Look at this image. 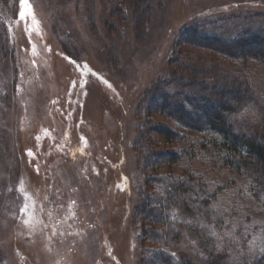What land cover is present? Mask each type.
<instances>
[{
  "label": "rangeland",
  "instance_id": "obj_1",
  "mask_svg": "<svg viewBox=\"0 0 264 264\" xmlns=\"http://www.w3.org/2000/svg\"><path fill=\"white\" fill-rule=\"evenodd\" d=\"M133 1L138 23L130 5L118 13L131 0H28L23 20L20 0L0 1L8 55L0 53V264H138L143 251L131 215L145 190L135 145L140 118L209 148L200 163L164 171L189 170L210 182L215 207L227 212L215 233L225 258L216 260L264 264V202L249 195L243 176L218 165L220 144L164 116L137 115L156 81L191 75L183 64L264 80L263 63L178 41L196 21L264 13V0H147L148 10ZM154 138L159 147L177 146ZM180 244L177 260L205 264L200 239L184 233Z\"/></svg>",
  "mask_w": 264,
  "mask_h": 264
},
{
  "label": "trees",
  "instance_id": "obj_2",
  "mask_svg": "<svg viewBox=\"0 0 264 264\" xmlns=\"http://www.w3.org/2000/svg\"><path fill=\"white\" fill-rule=\"evenodd\" d=\"M131 1L125 2L126 7L118 9V13L125 16L130 5L132 21L138 23V9ZM143 3L140 10H148L149 2ZM178 41L234 62L264 64V13L196 21L181 32ZM5 47L6 39L0 30V53L7 57ZM175 65L178 62L172 58ZM184 72L191 75L156 81L140 99L137 115L143 113L153 120L151 114H158L197 134H210L212 143L218 142L221 147L218 165L243 176L249 195L264 202V80L243 76L236 69L222 72L216 67L202 69L188 63L182 65ZM138 123L135 145L142 152L138 160L145 170V190H138L131 215L139 225L143 251L138 264H191L173 255L184 233L200 239L202 263L223 264L216 260L224 259L225 254L215 233L223 230L227 212L215 207V192L207 189L210 182L189 170L186 176L164 171L173 166L185 170L200 163L204 150L209 148L200 139L174 131L167 124L146 123L142 118ZM156 134L177 146L159 147Z\"/></svg>",
  "mask_w": 264,
  "mask_h": 264
},
{
  "label": "snow or ice",
  "instance_id": "obj_3",
  "mask_svg": "<svg viewBox=\"0 0 264 264\" xmlns=\"http://www.w3.org/2000/svg\"><path fill=\"white\" fill-rule=\"evenodd\" d=\"M20 9L21 10H20L19 16H20V19L23 20L26 17V15L30 13V5L28 4V0H20ZM28 154L29 155L31 154L30 151Z\"/></svg>",
  "mask_w": 264,
  "mask_h": 264
}]
</instances>
